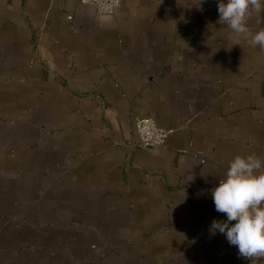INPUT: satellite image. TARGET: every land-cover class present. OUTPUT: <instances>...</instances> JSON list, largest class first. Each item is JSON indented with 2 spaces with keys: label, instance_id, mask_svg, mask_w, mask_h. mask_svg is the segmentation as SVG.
I'll list each match as a JSON object with an SVG mask.
<instances>
[{
  "label": "crops",
  "instance_id": "0c3cea01",
  "mask_svg": "<svg viewBox=\"0 0 264 264\" xmlns=\"http://www.w3.org/2000/svg\"><path fill=\"white\" fill-rule=\"evenodd\" d=\"M218 2L0 0V264H251L210 232L211 191L264 158V50Z\"/></svg>",
  "mask_w": 264,
  "mask_h": 264
},
{
  "label": "clouds",
  "instance_id": "9594fccd",
  "mask_svg": "<svg viewBox=\"0 0 264 264\" xmlns=\"http://www.w3.org/2000/svg\"><path fill=\"white\" fill-rule=\"evenodd\" d=\"M202 2L198 0V6ZM217 7L218 22L230 30L233 45L243 41L264 50V27H250L254 14L264 13V0H219ZM211 195L216 211L225 214L227 220L214 219L210 232L224 234L241 258L260 264L264 258V158L255 154L235 156Z\"/></svg>",
  "mask_w": 264,
  "mask_h": 264
},
{
  "label": "built area",
  "instance_id": "2783aa9c",
  "mask_svg": "<svg viewBox=\"0 0 264 264\" xmlns=\"http://www.w3.org/2000/svg\"><path fill=\"white\" fill-rule=\"evenodd\" d=\"M80 2L93 6L100 15H112L121 5V0H80ZM134 126L139 144L144 148H156L164 145L170 134L168 129L149 117H137Z\"/></svg>",
  "mask_w": 264,
  "mask_h": 264
}]
</instances>
